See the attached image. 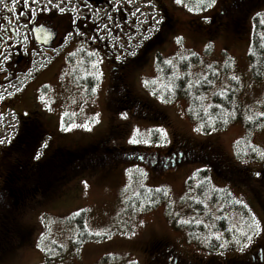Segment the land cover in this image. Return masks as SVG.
I'll return each mask as SVG.
<instances>
[{
	"label": "rangeland",
	"instance_id": "1",
	"mask_svg": "<svg viewBox=\"0 0 264 264\" xmlns=\"http://www.w3.org/2000/svg\"><path fill=\"white\" fill-rule=\"evenodd\" d=\"M109 1L113 9L106 12L130 1L142 7L145 0ZM148 1V12L156 16L157 10L165 26L145 47L142 57L126 63L127 75L130 94L162 112L163 120L129 116L126 111L111 118L112 69L105 53L121 49L118 42H122L114 33L113 39H104L101 48L91 42L92 35L79 33L76 50L66 45L61 51H39L35 72L13 83V90L6 89L0 111L1 149L15 136L23 117L39 125V159L56 148L73 150L97 143L111 136L113 124L121 129L107 143L112 153L102 166L82 170L57 193L40 201L28 199L14 211L13 230L7 248L1 250L0 264H148V246L157 242L178 259L192 263L195 259H242L256 247H264V125L248 131L243 123L233 122L220 130L197 131L199 125L188 113V99H165L162 95L166 82L156 64L158 55L163 63L176 67L179 59L188 58L189 63H197L189 70L192 76L218 71L217 80L201 102L206 104L211 92L226 88L234 80L237 104L246 119L258 120L264 113V75L254 79L248 53L254 17L264 19V0H234L224 13L220 9L232 0ZM138 11L139 16L147 13ZM93 19L97 21V13ZM42 36L50 42L53 39L49 31ZM89 79L96 80V92L91 91ZM2 92L1 88V97ZM68 124L73 127L68 129ZM161 127L168 133L165 144L155 142L161 138ZM177 147L184 157L179 163L156 161L154 156H166ZM206 148L222 159L232 177L225 179V169L223 176L218 175L208 162L192 159L196 155L208 157ZM130 151L140 155L126 154ZM141 189L150 196L155 190L163 191L164 198L148 208L144 206L149 196L140 206L129 205ZM225 190L235 201H243L250 214L224 209L222 202L211 200L214 191ZM222 219L234 231L231 240H225L227 247H221L225 242L217 246L211 241H218L213 232L219 238L227 237L218 229ZM79 222L85 239L80 238ZM248 236L250 243H246ZM233 237L240 243L236 244ZM169 257L172 260V255Z\"/></svg>",
	"mask_w": 264,
	"mask_h": 264
},
{
	"label": "trees",
	"instance_id": "2",
	"mask_svg": "<svg viewBox=\"0 0 264 264\" xmlns=\"http://www.w3.org/2000/svg\"><path fill=\"white\" fill-rule=\"evenodd\" d=\"M233 2L234 0L223 6L220 9V13H224ZM253 22L254 27L248 59L254 79L260 80L264 75V23H262L264 19L261 20V17L258 15L254 17ZM156 58H158L157 60L159 61L156 60L157 68L162 72L166 82V85L164 84L165 90L162 95L165 99L179 97L188 99V113L191 117L196 119L199 126L201 123H204L205 130L202 131L203 133L223 129L233 122L243 123L248 131L252 128L264 125V115L260 116V118L258 117V120L253 119L251 121L250 119H246V114L241 110L235 100L236 81H229V87L227 86L217 92H211L205 104L201 102V99L203 96L206 99V93L212 89V83L218 78V71L211 69L208 70L205 75H203V72V74L198 75V77L192 76L189 70L197 63H189L188 58V60L186 58L185 60L179 59L177 67L163 63L159 55ZM111 74L114 75L113 72H111ZM88 83L91 89L95 81L89 79ZM221 93H223V95H220ZM108 107L110 112H113V108L115 107L114 101L110 100L108 102ZM221 113L227 117L226 122L223 120L209 122V116L216 118L220 116ZM209 124L211 126H209ZM118 129L119 128H117V130ZM38 131L40 130L37 122H34L31 118L23 117L15 136L8 145L1 149L0 250L7 248V243L11 237L14 211L25 204L26 200L34 198L36 201H40L57 193L62 186L82 170L90 166H102L103 163H105L104 158L112 153V151L108 149L107 140H105L104 144L98 142L91 146L73 150L56 148L46 158L39 159L37 153H39L40 145L37 142L38 140L40 141L39 134L41 133ZM110 132H113L112 129ZM179 144H182V142ZM182 145L184 146V144ZM206 149L208 157L202 158V156L199 157L196 155L192 159L208 162L212 168L210 169L213 172L215 171L218 175L224 173L222 168L225 169V179L232 177L233 173L229 175L230 171L226 167L227 165L223 163L222 159L219 158L213 150L209 148ZM131 152L133 153L134 151H130L127 154ZM39 157L41 158V156ZM5 158H11V160H6ZM113 161L114 160H112V162ZM139 192L140 193L129 202V205L140 206L141 202L149 196L147 197L149 198L148 203L144 206L148 208L154 205L157 200L164 198L163 191L155 190L152 192V196L143 189ZM211 200L213 202H222L224 209L250 214L249 209H246L239 201H235V198L226 190L214 191L211 195ZM200 210L202 212V208ZM196 212L199 211L196 210ZM217 225L220 233L227 236L223 238L220 237L217 242L211 239L217 246H220L225 240H231L234 231L228 229V225L224 219L220 220ZM199 226L203 229L202 225ZM78 228L80 238L85 239L86 234L83 224L79 222Z\"/></svg>",
	"mask_w": 264,
	"mask_h": 264
},
{
	"label": "flooded vegetation",
	"instance_id": "3",
	"mask_svg": "<svg viewBox=\"0 0 264 264\" xmlns=\"http://www.w3.org/2000/svg\"><path fill=\"white\" fill-rule=\"evenodd\" d=\"M95 2L96 0H24L23 5L17 2L13 6L12 0H0V83L1 74L2 77L4 76V81H12L18 79L22 74L36 69L39 51H45L43 46L37 44L34 38L33 29L36 27H41L44 31L54 33L51 50L61 51L66 45L73 46V49L76 50L79 39L76 38L75 32L81 28L85 19H89L87 13H91L90 11L84 13L80 11H85L88 9L87 5L91 7ZM5 4L8 7H4ZM77 10L80 12L79 18H77L78 14H76ZM148 26L151 25L149 24ZM164 26L165 22L161 23L160 28L156 32H152V29L148 28L146 35H143L145 36L144 39L139 41L140 44L131 58L128 57L122 61H117L114 55L108 52L105 53L111 63V69L114 74L112 75L113 90L111 97L115 107L113 108L114 111L110 112L111 118L114 115L116 116L119 111H126L129 116L139 115L159 120L164 119L162 112L151 109L148 104L138 101L130 94L127 75L128 66H126V63H129L134 57L143 55L145 47L155 40L156 34L159 36L160 32H163L161 30H163ZM96 46L101 48L103 44L100 43ZM120 117L122 118L124 115ZM113 128L115 130H112L111 136L105 137L100 141L101 143L104 144L105 140L108 143L112 137H116L117 133L120 134V131L117 130V128L121 129L119 124H113ZM171 155V160H177L179 156H183V151L178 153V150L175 149L171 152ZM168 157L170 159L169 155ZM148 247V264H248L249 261V264H253L254 261L264 264V247H256L253 252L242 259H223L220 261L215 260V258L195 259L194 263L185 259H178L162 243H152ZM256 253H258V257H255ZM169 254L172 255V260Z\"/></svg>",
	"mask_w": 264,
	"mask_h": 264
},
{
	"label": "snow or ice",
	"instance_id": "4",
	"mask_svg": "<svg viewBox=\"0 0 264 264\" xmlns=\"http://www.w3.org/2000/svg\"><path fill=\"white\" fill-rule=\"evenodd\" d=\"M17 2H19L21 5H23L24 0H12V4H13V6H14ZM177 2L179 3L180 0H177ZM212 3H215V0H212ZM209 6H211V4H210ZM4 7H8V5L5 4ZM61 11H63V9H61ZM115 59H116L117 61H119V60H122L123 58H122L121 56H115ZM92 63L95 64L96 61H93ZM95 75L98 76L99 73H95ZM144 83L147 84V81H145ZM181 83H182V82H181ZM91 91H92V92H96V91H97V88H96L95 86H93V87H91ZM9 95H11V94H9ZM220 95H223V93H221ZM40 100H41V101H44V100H45V97H44V96H40ZM44 107H45V108H48V105H47V104H44ZM122 115H123V114H122ZM261 115H264V113H261ZM208 120H209V122H215V120H223V121L226 122L227 117H225V116L221 113V115L218 116V117H216V118H213V117L209 116ZM85 126H87V125H85ZM209 126H211V125L209 124ZM72 127H73L72 124H68V125H67V128H68V129H71ZM203 130H205V125H204V123H201L200 126L197 128V131H203ZM158 131H159V133H161L162 135H161V138L158 139V140H156L155 142H156L157 144H165V143H167V142H168V141H167V135H168V133L165 131V129H164L163 127L159 128ZM145 143H149V141H145ZM37 155H39V153H37ZM242 162H243V163H248L247 160H243ZM205 180H207V177H205ZM198 183H199V181H198ZM240 203H243V201H240ZM183 222L186 223V221H183ZM141 223H143V221H141ZM197 223H200V222L197 221ZM255 230H256V233H257V234L260 233V231H261V227H260L259 224L255 225ZM212 235L215 236V237H217V239H219V235H218V233L213 232ZM233 239H234V242H235L236 244H239V243H240L239 240H235V238H233ZM251 239H252L251 236H248V240L246 241V243H250V242H251ZM205 243H207V241H205ZM227 246H228V242H227V241H225V243H224L223 245H221V247H227ZM37 247H39V245H37ZM46 251H47V250H46Z\"/></svg>",
	"mask_w": 264,
	"mask_h": 264
},
{
	"label": "water",
	"instance_id": "5",
	"mask_svg": "<svg viewBox=\"0 0 264 264\" xmlns=\"http://www.w3.org/2000/svg\"><path fill=\"white\" fill-rule=\"evenodd\" d=\"M37 36L40 37V30L37 31ZM39 42H42L41 38L38 39Z\"/></svg>",
	"mask_w": 264,
	"mask_h": 264
}]
</instances>
